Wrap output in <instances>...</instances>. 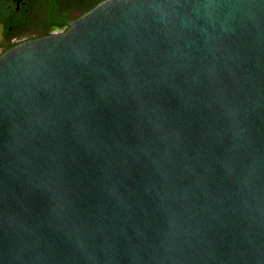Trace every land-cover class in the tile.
Masks as SVG:
<instances>
[{
    "label": "water",
    "instance_id": "1",
    "mask_svg": "<svg viewBox=\"0 0 264 264\" xmlns=\"http://www.w3.org/2000/svg\"><path fill=\"white\" fill-rule=\"evenodd\" d=\"M0 264H264V0H102L0 56Z\"/></svg>",
    "mask_w": 264,
    "mask_h": 264
},
{
    "label": "flooded vegetation",
    "instance_id": "2",
    "mask_svg": "<svg viewBox=\"0 0 264 264\" xmlns=\"http://www.w3.org/2000/svg\"><path fill=\"white\" fill-rule=\"evenodd\" d=\"M95 1L0 0V56L24 42L64 32Z\"/></svg>",
    "mask_w": 264,
    "mask_h": 264
},
{
    "label": "trees",
    "instance_id": "3",
    "mask_svg": "<svg viewBox=\"0 0 264 264\" xmlns=\"http://www.w3.org/2000/svg\"><path fill=\"white\" fill-rule=\"evenodd\" d=\"M99 1H101V0H96L93 5H96Z\"/></svg>",
    "mask_w": 264,
    "mask_h": 264
}]
</instances>
